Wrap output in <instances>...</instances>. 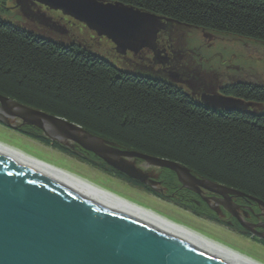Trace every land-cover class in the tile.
<instances>
[{
  "label": "trees",
  "instance_id": "obj_1",
  "mask_svg": "<svg viewBox=\"0 0 264 264\" xmlns=\"http://www.w3.org/2000/svg\"><path fill=\"white\" fill-rule=\"evenodd\" d=\"M98 1L118 2L150 15L162 22L165 30L187 27L264 45V0ZM74 22L64 21L70 28L75 26L77 36L69 34L71 39L63 44L0 18V95L75 124L118 149L178 163L197 178L264 202V113L235 105L215 110L180 86L124 71L106 55L89 49L88 41L96 44L105 38L114 56L130 51L125 62L132 64L137 59H146L150 44L122 49L106 36L77 20ZM58 24L65 26L58 22L49 26L61 35L70 32V28L60 29ZM81 36H84L81 43L74 42ZM161 36V31L155 34L156 43L157 39L163 40ZM163 50L156 52L157 58L163 59L160 57L163 53H170L166 48ZM195 63L190 66L192 63L180 60L176 64L179 68L171 70L179 74V80H200L201 66ZM220 92L240 106L248 102L256 107L264 104V88L260 86L237 82L226 85ZM18 130L25 137L128 180L77 146L71 148L51 141L36 128L24 126ZM155 174L154 177L163 180L167 193L179 191L175 192L179 197L175 203L197 216L221 221L197 195L181 189L173 172L159 169ZM195 201H199L198 206ZM234 201L258 211V206L245 198ZM231 220L232 227L244 233L237 221Z\"/></svg>",
  "mask_w": 264,
  "mask_h": 264
},
{
  "label": "water",
  "instance_id": "obj_2",
  "mask_svg": "<svg viewBox=\"0 0 264 264\" xmlns=\"http://www.w3.org/2000/svg\"><path fill=\"white\" fill-rule=\"evenodd\" d=\"M21 1L16 0V4ZM36 1L75 18L122 49L151 43L147 25L159 24L152 16L118 2ZM234 104L227 99L224 106L228 108ZM8 119H12V125ZM0 123L13 129L28 126L42 130L51 141L92 153L118 173L160 187L162 194L170 193L162 184L163 180L154 174L161 168L168 169L176 175L183 189L192 190L201 197L200 191H203L204 201L226 210L223 222L232 223L234 218L250 235L264 239L259 232L253 231L256 228L264 230V225L248 211L264 216V202L197 178L178 163L118 149L75 124L1 95ZM173 192L172 195H176L177 189ZM235 198L256 203L258 211L240 206ZM238 209L247 210L240 215ZM249 216L256 224L247 219ZM0 264L245 263L0 150Z\"/></svg>",
  "mask_w": 264,
  "mask_h": 264
},
{
  "label": "rangeland",
  "instance_id": "obj_3",
  "mask_svg": "<svg viewBox=\"0 0 264 264\" xmlns=\"http://www.w3.org/2000/svg\"><path fill=\"white\" fill-rule=\"evenodd\" d=\"M48 8V6H45L36 0H22L20 4H16V0H0V18L45 38H52L63 44L68 43L69 39H71L68 35H76L74 33V21L76 19L69 15H61L59 10ZM42 18H44L45 21H42ZM64 21L74 22L73 27L70 28L64 23ZM46 22L48 25L45 24ZM51 22L64 24V27L58 24L60 29L68 27L70 28V32L67 35L57 33V30L50 28L49 24ZM153 29H158V31H161L162 33L161 37L163 40L157 39V44L160 50L163 47L170 52L163 53L160 56L163 59L156 58V50L151 48L147 51L146 59H137L133 64L129 62L127 63L125 60L129 57L131 52L128 51L125 54L123 53L114 56L109 47V41L105 38L101 43L96 44L93 43V41H88V43H91L88 48L95 50L104 56L106 55L107 58L111 59L124 71L145 75L153 79H162L176 86H180L183 91L196 98L200 103L215 110L227 108V106H224L227 104V97L223 96L220 92V89L226 85L241 82L264 88L263 44L235 38L222 33L206 32L187 27L180 28L178 26L171 27V30H165L162 27L148 24L147 30L150 33L152 41L154 40V37L152 36ZM93 34L94 33L91 32V35ZM82 37L84 36H81L80 38L77 37L78 40L76 39L74 42L81 43L80 39H82ZM188 55L191 56L190 61L188 60ZM167 58L172 61L175 60L174 62L176 64L179 63L180 60L192 63L190 66H195V62L200 64L201 71L198 75L200 76V80H203L201 82H203L208 89L205 88L200 94H196L191 91L188 83H193V86H195V83L200 80L187 82L186 79L187 85L186 83H180L174 80L171 76L173 70H165L166 68H171L173 66L171 65V62H165V59ZM174 76L177 79L180 77L179 74ZM248 103L249 104L245 106H240L238 103H235L234 105L242 109H256L261 113H264V104H261L260 107H256L253 103ZM8 120L9 124L12 125V119ZM0 139L5 142L10 141L18 144L25 150L28 149L30 152L45 158L46 161L50 163L67 168L94 184H102V186H105L116 193L127 196L140 203H144L146 206L159 210L160 213L168 214L170 217L183 222L185 226L209 234L224 244H231L230 246L239 250L238 252L245 255H251L259 263L264 264V245L256 240L254 242L253 239L244 237L237 230H232L234 229L232 225L227 227L224 225L219 226V222H215L216 220L214 219H207L204 216L200 217L193 212H188L178 203L172 204L171 202H166L160 195L148 193L142 189L131 186L129 183L95 168L85 161L64 154L56 149L25 137L18 129H13L1 123ZM178 199L179 197H177L175 201H178ZM210 205V209H217L213 203ZM219 211L221 212L220 209ZM224 216V214L219 215L221 219H224ZM259 223L264 225V221H260Z\"/></svg>",
  "mask_w": 264,
  "mask_h": 264
},
{
  "label": "bare ground",
  "instance_id": "obj_4",
  "mask_svg": "<svg viewBox=\"0 0 264 264\" xmlns=\"http://www.w3.org/2000/svg\"><path fill=\"white\" fill-rule=\"evenodd\" d=\"M150 57H151V55H150ZM170 60L171 59L167 58V61H170ZM174 61H171V65H173L171 68H174L176 71V68H179V66H177ZM171 68H167L166 70L170 71ZM171 76L174 79V76L172 75V73H171ZM174 80H176V79H174ZM176 81L177 82L180 81V83H186V85H187L186 81H182V80H179V81L176 80ZM201 81H203V80L196 82L195 86H193V83H188L192 92H194L196 94H200L202 92V90L207 88V86L204 85L203 82H201ZM39 131L43 134L42 130H39ZM58 139H60V138H58ZM54 142H56V141H54ZM69 147H71V146H69ZM71 148H73V147H71ZM0 150L7 153V154H10V155H12V156H14L20 160H23V161H25V162H27V163L35 166V167H38V168H40V169H42L48 173H51V174H53V175H55V176H57L63 180H66V181H68V182H70L76 186H79V187H81V188H83V189H85L91 193H94V194H96V195H98L104 199H107V200H109V201H111V202H113V203H115V204H117V205H119L125 209H128V210H130V211H132V212H134V213H136V214H138V215H140L146 219H149V220H151V221H153V222H155V223H157V224H159V225H161V226H163L169 230H172V231H174V232H176V233H178V234H180V235H182V236H184L190 240H193V241H195V242H197V243H199V244H201V245H203V246H205V247H207L213 251H216L222 255H225L227 257H230L232 259H235V260L240 261V262L245 263V264H262V263H259L253 256L247 255V254L245 255L243 253L238 252L239 250H236L233 246H230L231 244H229V245L224 244L223 242L215 239L214 237L210 236L209 234H206L204 232H201V231H198L195 229H191L190 227L185 226L183 222L176 220L173 217H170L168 214L160 213L159 210H155L152 207L146 206L144 203H140L138 201H135L134 199L128 198L127 196L116 193L115 191H112L111 189H109L105 186H102V184L101 185L100 184H98V185L94 184V183L90 182L89 180H87L86 178L73 173L72 171H70L67 168H63L57 164L50 163V162L46 161L45 158L30 152L28 149L25 150L22 146H20L18 144H15V143L10 142V141L5 142V141L0 139ZM101 162L104 163L106 166L110 167L106 162H104V161H101ZM124 176L128 180L121 179V178H119V179L123 180L124 182L129 183L131 186L142 189L143 191H146L148 193H155L156 195H160L161 198L163 200H165L166 202H171L172 204L177 202V201H175V199L177 198L176 195L162 194V193H160V187H157L153 184L147 185L143 182H139V181H137L133 178H130L126 175H124ZM129 180H131V182ZM132 181L137 182L139 184L137 185L136 183H133ZM181 189H183V187H181ZM177 192L179 193L178 190H177ZM188 192L194 193L192 190H188ZM200 193H201L202 197L205 198L204 192L200 191ZM194 195H197L198 198L203 203H205L208 207H210V205H208L210 203V201H204L202 199V197L196 193H194ZM194 203H196L197 206L199 205V201L198 202L195 201ZM254 204H256V203H254ZM214 206H216V205L214 204ZM247 207H251V206L248 205ZM195 208L196 207H194L193 209H195ZM215 208H217V209L213 208V211L215 212L216 217H219V215H222V214L225 215L226 210L222 209L219 206H216ZM219 209L221 210V212L219 211ZM184 210L191 212V210H189L188 208H185V207H184ZM200 217H202V216H200ZM219 219L221 220L218 224L219 226L224 225L225 227H227V226L231 225V223L223 222L224 219H221L220 217H219ZM262 220L264 221V216H263ZM215 222H217V221H215ZM239 227L244 231V233H242V235L244 237H247L249 239H253L254 242H255V240L259 241L256 239L257 237H255L254 235H251V236L245 235V233H247L249 235L251 233L248 232V230H246L242 226L239 225ZM232 230H235V229H232ZM253 231H257V230L254 229Z\"/></svg>",
  "mask_w": 264,
  "mask_h": 264
},
{
  "label": "flooded vegetation",
  "instance_id": "obj_5",
  "mask_svg": "<svg viewBox=\"0 0 264 264\" xmlns=\"http://www.w3.org/2000/svg\"><path fill=\"white\" fill-rule=\"evenodd\" d=\"M163 49V48H162ZM169 62V61H168ZM172 73H174V72H172ZM168 195V194H167ZM170 195H172V194H170ZM251 216H254V219L256 220V221H263L262 220V218H263V216L261 217V216H257L255 213H251ZM251 218L252 217H248L247 219L250 221V222H252V223H254V224H256V221H253V220H251ZM257 231L258 232H260L262 235H264V230H262V229H260V228H258L257 229ZM248 236H250V235H248ZM255 238V237H254ZM257 240H259L258 242H260L261 243V241H264V239H258V238H256ZM262 244V243H261ZM264 245V244H263Z\"/></svg>",
  "mask_w": 264,
  "mask_h": 264
}]
</instances>
